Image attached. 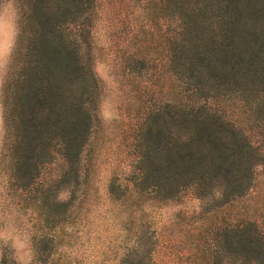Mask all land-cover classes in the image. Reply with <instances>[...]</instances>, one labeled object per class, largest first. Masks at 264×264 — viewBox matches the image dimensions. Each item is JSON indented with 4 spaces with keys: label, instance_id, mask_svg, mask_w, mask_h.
Masks as SVG:
<instances>
[{
    "label": "trees",
    "instance_id": "16d2710c",
    "mask_svg": "<svg viewBox=\"0 0 264 264\" xmlns=\"http://www.w3.org/2000/svg\"><path fill=\"white\" fill-rule=\"evenodd\" d=\"M117 1L110 39L121 41L104 53L125 89L128 161L99 193L98 0H17L0 186L29 212L33 264H88L81 249L95 243L102 264H155L157 245L176 264H264V0Z\"/></svg>",
    "mask_w": 264,
    "mask_h": 264
},
{
    "label": "rangeland",
    "instance_id": "374dc122",
    "mask_svg": "<svg viewBox=\"0 0 264 264\" xmlns=\"http://www.w3.org/2000/svg\"><path fill=\"white\" fill-rule=\"evenodd\" d=\"M113 2V3H111ZM110 6L117 8V12L122 14L125 12V9H121L120 3L117 0H98V6L96 13L98 17L95 19L93 24V39L94 47L102 46V50L95 49V57L93 63V68L96 76L100 81V96L97 103V113L101 119L102 126L95 132L96 139L94 144V154H95V165L93 173V183L97 186L99 193L102 191L106 177L110 170L118 171L123 170L125 167V162L127 160V147L126 143L128 141L126 125L128 120L125 118L124 107L127 106L125 89L121 84L117 82V76L112 71V63L108 59L111 54H105L104 50L108 53H112L115 50V47L112 46V43H118L121 40L110 39V34L113 33L112 29L113 24L110 20V16L113 13V10ZM113 37V36H112ZM115 45V44H114ZM109 55V56H108ZM0 93H1V84H0ZM112 109L114 113H117L116 119L114 120H105L102 118V113ZM3 128H2V114H1V102H0V145L2 140ZM55 164H52V167ZM122 168V169H121ZM2 175L0 174V183L2 182ZM259 180H262L261 174L258 175ZM261 181L258 183L257 187H261ZM65 192V190H62ZM253 197L250 199L252 202ZM13 204V203H12ZM184 209L191 210L196 205V201L193 199H184L180 203ZM16 208V206L13 204ZM179 206V204H168L165 207L160 209L153 210V222L155 225L162 224L167 218L172 215V212ZM17 209V208H16ZM20 211V210H19ZM21 212V211H20ZM29 212L22 213V215L27 219ZM97 216L96 212L93 213ZM97 219V217L95 218ZM95 222V221H94ZM101 235V234H100ZM102 236V235H101ZM104 236V235H103ZM104 244L106 243L105 239ZM102 243V244H103ZM90 244H93V240L90 239ZM105 246L95 243V246L88 245L87 248L81 249L85 252L83 253L82 260L85 263L92 264L95 260L98 264H102L99 261V250ZM100 248V249H99ZM105 249V248H104ZM166 246L157 245L156 255H155V264H176L178 263V257L172 253L167 256Z\"/></svg>",
    "mask_w": 264,
    "mask_h": 264
},
{
    "label": "clouds",
    "instance_id": "9594fccd",
    "mask_svg": "<svg viewBox=\"0 0 264 264\" xmlns=\"http://www.w3.org/2000/svg\"><path fill=\"white\" fill-rule=\"evenodd\" d=\"M22 12L17 0H0V84L7 76L21 35ZM112 109L102 113L105 120L116 119ZM70 192H59L57 202L66 203ZM32 225L16 209L4 186H0V264L7 257L11 264H33L37 254L33 246Z\"/></svg>",
    "mask_w": 264,
    "mask_h": 264
}]
</instances>
